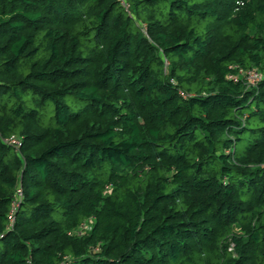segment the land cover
<instances>
[{"label":"trees","instance_id":"1","mask_svg":"<svg viewBox=\"0 0 264 264\" xmlns=\"http://www.w3.org/2000/svg\"><path fill=\"white\" fill-rule=\"evenodd\" d=\"M127 1L0 0V264H264V0Z\"/></svg>","mask_w":264,"mask_h":264},{"label":"built area","instance_id":"2","mask_svg":"<svg viewBox=\"0 0 264 264\" xmlns=\"http://www.w3.org/2000/svg\"><path fill=\"white\" fill-rule=\"evenodd\" d=\"M117 2L119 3V5L122 7V9L127 12V13H130V5L128 3L127 0H117ZM260 78L259 74L257 72H249L248 73V80L251 82V83H254L256 81H258ZM4 141H7L8 143H11L12 145H19V141L11 136L9 138H4ZM21 198V189L18 188L16 190V194H15V197L13 199V202L11 203V212H10V215H9V220L12 221L13 220V217H12V214L15 210V208L17 207L18 205V202Z\"/></svg>","mask_w":264,"mask_h":264},{"label":"rangeland","instance_id":"3","mask_svg":"<svg viewBox=\"0 0 264 264\" xmlns=\"http://www.w3.org/2000/svg\"><path fill=\"white\" fill-rule=\"evenodd\" d=\"M67 101H68L69 103H72V102H73V99H71L70 97H68V98H67ZM78 106H79V105H78ZM48 107H49V108H51V107H52V105H51V104H49V105H48Z\"/></svg>","mask_w":264,"mask_h":264}]
</instances>
